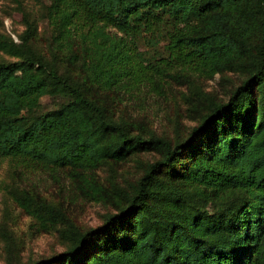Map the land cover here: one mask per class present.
I'll use <instances>...</instances> for the list:
<instances>
[{"label":"trees","instance_id":"1","mask_svg":"<svg viewBox=\"0 0 264 264\" xmlns=\"http://www.w3.org/2000/svg\"><path fill=\"white\" fill-rule=\"evenodd\" d=\"M15 1L25 29L20 45L0 34L15 55L0 59V162L68 167L105 199L86 170L159 154L114 212L35 264H264V0H48V56ZM233 67L243 78L183 137L133 132L99 101L157 86L155 76ZM43 95L53 105L42 108ZM17 202L37 213L25 195Z\"/></svg>","mask_w":264,"mask_h":264},{"label":"rangeland","instance_id":"2","mask_svg":"<svg viewBox=\"0 0 264 264\" xmlns=\"http://www.w3.org/2000/svg\"><path fill=\"white\" fill-rule=\"evenodd\" d=\"M36 29L30 38L38 52L48 56L50 28L44 16L48 0H20ZM25 25L15 0H0V34L20 45ZM13 39V40H14ZM15 55L0 49V59ZM244 71L233 67L213 75L192 70L177 71L158 77L159 85L142 84L131 93L106 91L99 94L109 115L123 117L133 132L150 131L173 139L185 136L199 122L213 101L225 100L240 82ZM49 95L41 97V107L53 105ZM159 157L154 150H143L123 159L108 158L86 170L110 196L94 198L84 191L68 167L20 168L8 159L0 162V264H35L65 250L74 232L100 224L107 213L123 202L147 164ZM26 200L37 213L19 205L17 197ZM120 195L119 201L115 199ZM60 264H65L63 261Z\"/></svg>","mask_w":264,"mask_h":264},{"label":"water","instance_id":"3","mask_svg":"<svg viewBox=\"0 0 264 264\" xmlns=\"http://www.w3.org/2000/svg\"><path fill=\"white\" fill-rule=\"evenodd\" d=\"M14 39V38H13ZM15 42H17L15 39H14Z\"/></svg>","mask_w":264,"mask_h":264}]
</instances>
